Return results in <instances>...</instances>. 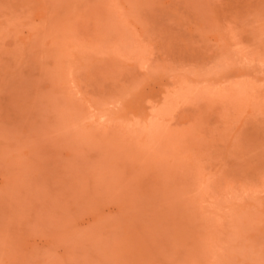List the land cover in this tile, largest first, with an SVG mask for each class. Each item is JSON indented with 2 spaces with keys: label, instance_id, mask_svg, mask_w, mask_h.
Here are the masks:
<instances>
[{
  "label": "rangeland",
  "instance_id": "obj_1",
  "mask_svg": "<svg viewBox=\"0 0 264 264\" xmlns=\"http://www.w3.org/2000/svg\"><path fill=\"white\" fill-rule=\"evenodd\" d=\"M0 264H264V0H0Z\"/></svg>",
  "mask_w": 264,
  "mask_h": 264
}]
</instances>
